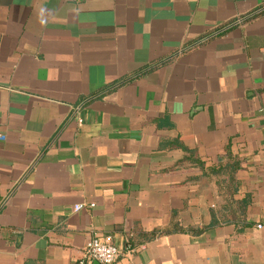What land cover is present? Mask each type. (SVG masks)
Returning a JSON list of instances; mask_svg holds the SVG:
<instances>
[{"label": "crops", "instance_id": "crops-1", "mask_svg": "<svg viewBox=\"0 0 264 264\" xmlns=\"http://www.w3.org/2000/svg\"><path fill=\"white\" fill-rule=\"evenodd\" d=\"M106 236L264 264V0H0V264Z\"/></svg>", "mask_w": 264, "mask_h": 264}, {"label": "built area", "instance_id": "built-area-1", "mask_svg": "<svg viewBox=\"0 0 264 264\" xmlns=\"http://www.w3.org/2000/svg\"><path fill=\"white\" fill-rule=\"evenodd\" d=\"M82 208V206L74 207L75 210ZM118 256L119 251L112 244L110 236L94 237L81 249L76 264H114Z\"/></svg>", "mask_w": 264, "mask_h": 264}, {"label": "trees", "instance_id": "trees-1", "mask_svg": "<svg viewBox=\"0 0 264 264\" xmlns=\"http://www.w3.org/2000/svg\"><path fill=\"white\" fill-rule=\"evenodd\" d=\"M230 167L228 166H224L222 168H220L218 171L214 172L212 171L213 174H216L219 177V181H218V187H219V194L220 196L224 199V200H228V193L226 190H224L223 185H226V180L228 182H232V177L231 175H226V171L229 169ZM227 178V179H226ZM231 196V195H230ZM222 209H225V205L222 207ZM214 222H212L213 224Z\"/></svg>", "mask_w": 264, "mask_h": 264}]
</instances>
